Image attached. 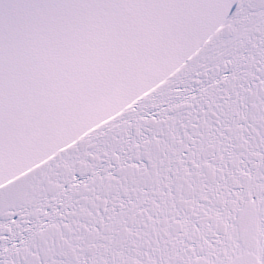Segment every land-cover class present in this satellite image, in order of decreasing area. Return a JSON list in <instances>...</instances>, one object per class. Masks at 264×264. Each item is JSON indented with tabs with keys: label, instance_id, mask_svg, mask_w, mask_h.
<instances>
[{
	"label": "snow or ice",
	"instance_id": "obj_1",
	"mask_svg": "<svg viewBox=\"0 0 264 264\" xmlns=\"http://www.w3.org/2000/svg\"><path fill=\"white\" fill-rule=\"evenodd\" d=\"M0 264H264V0H0Z\"/></svg>",
	"mask_w": 264,
	"mask_h": 264
}]
</instances>
